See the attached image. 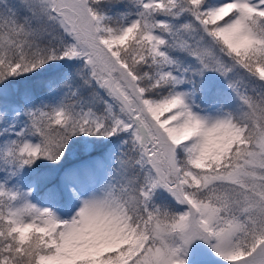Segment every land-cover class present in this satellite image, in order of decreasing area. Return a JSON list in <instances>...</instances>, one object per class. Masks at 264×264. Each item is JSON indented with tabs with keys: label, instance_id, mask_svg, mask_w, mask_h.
<instances>
[{
	"label": "snow or ice",
	"instance_id": "6c2138e0",
	"mask_svg": "<svg viewBox=\"0 0 264 264\" xmlns=\"http://www.w3.org/2000/svg\"><path fill=\"white\" fill-rule=\"evenodd\" d=\"M0 264H264V0H0Z\"/></svg>",
	"mask_w": 264,
	"mask_h": 264
}]
</instances>
